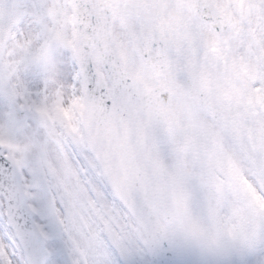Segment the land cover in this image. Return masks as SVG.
<instances>
[{"label":"snow or ice","instance_id":"obj_1","mask_svg":"<svg viewBox=\"0 0 264 264\" xmlns=\"http://www.w3.org/2000/svg\"><path fill=\"white\" fill-rule=\"evenodd\" d=\"M0 264H264V0H0Z\"/></svg>","mask_w":264,"mask_h":264}]
</instances>
